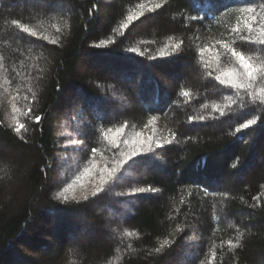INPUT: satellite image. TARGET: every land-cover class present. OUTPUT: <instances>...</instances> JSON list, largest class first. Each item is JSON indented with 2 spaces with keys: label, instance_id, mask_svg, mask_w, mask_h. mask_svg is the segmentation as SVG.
<instances>
[{
  "label": "trees",
  "instance_id": "obj_1",
  "mask_svg": "<svg viewBox=\"0 0 264 264\" xmlns=\"http://www.w3.org/2000/svg\"><path fill=\"white\" fill-rule=\"evenodd\" d=\"M208 8L0 0V264H264V0Z\"/></svg>",
  "mask_w": 264,
  "mask_h": 264
},
{
  "label": "snow or ice",
  "instance_id": "obj_2",
  "mask_svg": "<svg viewBox=\"0 0 264 264\" xmlns=\"http://www.w3.org/2000/svg\"><path fill=\"white\" fill-rule=\"evenodd\" d=\"M216 3H217V0H208V5H209L208 11H211V10L215 7V4H216ZM156 7L159 8L160 5L158 4ZM207 14H208V13L205 12V16H207ZM131 19H132V18L129 17V20H131ZM192 19H196V18L193 17ZM202 19H203V18H201V20H202ZM252 19L255 20L256 17H252ZM14 23H15V21H14ZM248 27H249V29H250V28H251V25H248ZM24 31L27 32L28 29H27V28H24ZM233 31H236V30L234 29ZM32 34L35 35V33H32ZM260 43H261V44H264V40H261ZM226 47H227V46H226ZM129 51L135 52V49H130ZM177 55H178V52H177ZM231 55H232L233 57H236V58L240 61V65H241V67L244 69V71H243L242 73H237V78H238L239 80H241V81L245 80L246 78H247L248 80H251V79L253 78V73H254L256 70L252 67V65H251L250 63L247 62L245 56H244L242 53H240V52H236L235 50H231ZM166 62L171 63V61H166ZM260 75H261V78H264V72H261ZM215 79L218 80L221 84H227V85H229V86L232 87V88L240 89V88H245V87H246V85H245L244 83H237L236 80H235V79H232L230 76H229V78H227V79H221L220 76H217V77H215ZM184 95H187V93H184ZM28 111H29V113H31V112H32V109L30 108ZM42 119H43V117H41V116H36V117H35V121H36L37 123H39ZM255 123H256L255 120H248L247 123H246V124H242L241 127H242V128H247L249 125H252V124H255ZM24 127H25V125L20 124V125L15 129V131L19 132V131H20L21 129H23ZM237 131H239V129H238ZM72 143H75V141H73ZM113 143H115V141H113ZM125 143H127V141H125ZM141 147H142V146H141ZM96 151H97L96 148H92V152H93V153H95ZM136 155H137V150L134 148L133 151L129 154V158H130V159H133V163H137V162H138V161H136V160L134 159V158L136 157ZM112 171H113V173H114V172H115V169H113ZM101 190H102V189H97L96 192H93V193H92V196H96L97 193H98L99 191H101ZM134 191H136V192H140V193H143V192H145V191H148V192H154L155 189H152L151 187H149L148 189L140 188V189H136V190H134ZM63 195H64V193H63V192H60V193L57 194V198L63 197ZM117 195H119V196H124L125 193H117ZM84 199L87 200L88 197L85 196ZM128 235H131V233H128ZM167 243H168V241H165V244H167ZM161 247H163V245H162ZM157 251L159 252V251H160V248H157Z\"/></svg>",
  "mask_w": 264,
  "mask_h": 264
},
{
  "label": "rangeland",
  "instance_id": "obj_3",
  "mask_svg": "<svg viewBox=\"0 0 264 264\" xmlns=\"http://www.w3.org/2000/svg\"><path fill=\"white\" fill-rule=\"evenodd\" d=\"M135 71H133V73L135 72V74L138 72L136 69H134ZM118 79L122 80V81H126L128 83H130L132 81V78L128 76L126 71L123 72H119L118 74ZM163 83L165 82V80H162ZM114 96V95H112ZM116 97V96H115ZM118 98V97H117ZM115 98V99H117ZM65 165H68V163H64Z\"/></svg>",
  "mask_w": 264,
  "mask_h": 264
}]
</instances>
